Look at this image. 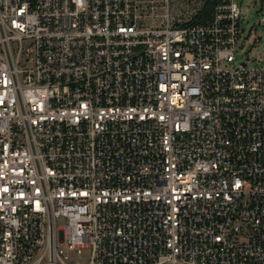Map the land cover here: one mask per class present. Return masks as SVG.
Returning a JSON list of instances; mask_svg holds the SVG:
<instances>
[{"label": "built area", "instance_id": "2783aa9c", "mask_svg": "<svg viewBox=\"0 0 264 264\" xmlns=\"http://www.w3.org/2000/svg\"><path fill=\"white\" fill-rule=\"evenodd\" d=\"M239 21L0 0V264H264V60L226 68Z\"/></svg>", "mask_w": 264, "mask_h": 264}, {"label": "rangeland", "instance_id": "374dc122", "mask_svg": "<svg viewBox=\"0 0 264 264\" xmlns=\"http://www.w3.org/2000/svg\"><path fill=\"white\" fill-rule=\"evenodd\" d=\"M240 10V29L241 35L236 44L235 59L236 63L226 64V68L233 70L237 68V62L249 57L248 67L258 68L260 61L264 60V0H235ZM260 36L261 40L257 41L256 37ZM66 221L63 219L56 220L57 227H64ZM66 250L65 247H60ZM70 264L83 262L87 264V255L76 258L72 255Z\"/></svg>", "mask_w": 264, "mask_h": 264}, {"label": "water", "instance_id": "95a60500", "mask_svg": "<svg viewBox=\"0 0 264 264\" xmlns=\"http://www.w3.org/2000/svg\"><path fill=\"white\" fill-rule=\"evenodd\" d=\"M257 39L259 40L260 38H259V37H257ZM60 240H62V237H60Z\"/></svg>", "mask_w": 264, "mask_h": 264}]
</instances>
